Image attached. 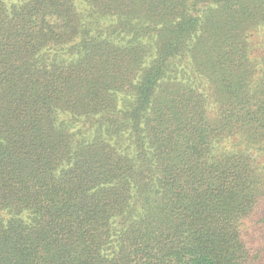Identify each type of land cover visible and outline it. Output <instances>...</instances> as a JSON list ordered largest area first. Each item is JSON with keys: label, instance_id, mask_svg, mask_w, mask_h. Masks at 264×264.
I'll use <instances>...</instances> for the list:
<instances>
[{"label": "trees", "instance_id": "obj_1", "mask_svg": "<svg viewBox=\"0 0 264 264\" xmlns=\"http://www.w3.org/2000/svg\"><path fill=\"white\" fill-rule=\"evenodd\" d=\"M263 202L264 0H0V264H264Z\"/></svg>", "mask_w": 264, "mask_h": 264}, {"label": "rangeland", "instance_id": "obj_2", "mask_svg": "<svg viewBox=\"0 0 264 264\" xmlns=\"http://www.w3.org/2000/svg\"><path fill=\"white\" fill-rule=\"evenodd\" d=\"M263 210H264V202L261 204ZM260 213V212H259ZM263 213H261L260 215H263ZM257 215L256 219L260 218L261 216ZM255 219H252V221H254ZM249 221V225H250V229L247 231L248 233L253 234L256 238H264V223L257 221L255 224L254 222Z\"/></svg>", "mask_w": 264, "mask_h": 264}]
</instances>
